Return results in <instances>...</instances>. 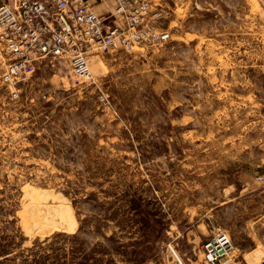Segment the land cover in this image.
<instances>
[{"label":"rangeland","instance_id":"1","mask_svg":"<svg viewBox=\"0 0 264 264\" xmlns=\"http://www.w3.org/2000/svg\"><path fill=\"white\" fill-rule=\"evenodd\" d=\"M157 1L170 37L89 81L0 56V264H206L217 233L264 261V0Z\"/></svg>","mask_w":264,"mask_h":264},{"label":"built area","instance_id":"2","mask_svg":"<svg viewBox=\"0 0 264 264\" xmlns=\"http://www.w3.org/2000/svg\"><path fill=\"white\" fill-rule=\"evenodd\" d=\"M113 2V12L99 15L88 0H0V56L8 58L5 78L13 80L33 71L41 60L64 56L77 84L93 78L89 54L160 45L170 37L149 19L157 0ZM260 180L264 182V174ZM228 244L225 233L212 236L203 245L205 263L219 264Z\"/></svg>","mask_w":264,"mask_h":264},{"label":"crops","instance_id":"3","mask_svg":"<svg viewBox=\"0 0 264 264\" xmlns=\"http://www.w3.org/2000/svg\"><path fill=\"white\" fill-rule=\"evenodd\" d=\"M88 2L91 4L93 10L99 15H107L114 10L113 0H88Z\"/></svg>","mask_w":264,"mask_h":264},{"label":"trees","instance_id":"4","mask_svg":"<svg viewBox=\"0 0 264 264\" xmlns=\"http://www.w3.org/2000/svg\"><path fill=\"white\" fill-rule=\"evenodd\" d=\"M6 253L8 252V251H5Z\"/></svg>","mask_w":264,"mask_h":264}]
</instances>
